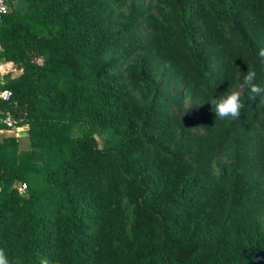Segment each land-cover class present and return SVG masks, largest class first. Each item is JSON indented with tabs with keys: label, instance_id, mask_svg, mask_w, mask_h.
<instances>
[{
	"label": "trees",
	"instance_id": "16d2710c",
	"mask_svg": "<svg viewBox=\"0 0 264 264\" xmlns=\"http://www.w3.org/2000/svg\"><path fill=\"white\" fill-rule=\"evenodd\" d=\"M0 61V264H264V0H16Z\"/></svg>",
	"mask_w": 264,
	"mask_h": 264
},
{
	"label": "built area",
	"instance_id": "2783aa9c",
	"mask_svg": "<svg viewBox=\"0 0 264 264\" xmlns=\"http://www.w3.org/2000/svg\"><path fill=\"white\" fill-rule=\"evenodd\" d=\"M12 1L16 0H0V16L7 13L9 5ZM13 67H16L13 62L0 61V99L7 100L11 96V90L8 88H3L2 85L5 82V75L16 71V69H13ZM0 121L6 126L5 130L11 133L15 132V134H17L21 130L22 126L17 125V120L9 112H5L4 115H1ZM18 187L21 192H24L27 188V184L24 182H19Z\"/></svg>",
	"mask_w": 264,
	"mask_h": 264
},
{
	"label": "rangeland",
	"instance_id": "374dc122",
	"mask_svg": "<svg viewBox=\"0 0 264 264\" xmlns=\"http://www.w3.org/2000/svg\"><path fill=\"white\" fill-rule=\"evenodd\" d=\"M13 69H16V71L14 72V75H16L18 72L20 73V71L18 70V68H14ZM8 135H15L17 136L19 139V149H20V152H23V151H26L30 148V140H29V137L25 134H21L20 132H18L17 134L14 133H11L7 130L4 129V131L0 132V141L5 137V136H8Z\"/></svg>",
	"mask_w": 264,
	"mask_h": 264
},
{
	"label": "water",
	"instance_id": "95a60500",
	"mask_svg": "<svg viewBox=\"0 0 264 264\" xmlns=\"http://www.w3.org/2000/svg\"><path fill=\"white\" fill-rule=\"evenodd\" d=\"M29 126L25 125L21 127L20 133L21 134H25V135H29V131H28Z\"/></svg>",
	"mask_w": 264,
	"mask_h": 264
},
{
	"label": "crops",
	"instance_id": "0c3cea01",
	"mask_svg": "<svg viewBox=\"0 0 264 264\" xmlns=\"http://www.w3.org/2000/svg\"><path fill=\"white\" fill-rule=\"evenodd\" d=\"M4 131V129L0 130V132Z\"/></svg>",
	"mask_w": 264,
	"mask_h": 264
}]
</instances>
